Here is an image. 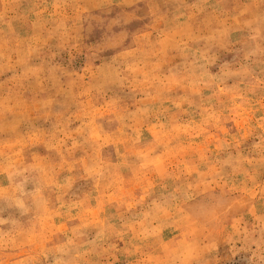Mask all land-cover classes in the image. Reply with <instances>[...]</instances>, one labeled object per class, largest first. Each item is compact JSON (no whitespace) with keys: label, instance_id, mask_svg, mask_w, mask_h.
<instances>
[{"label":"rangeland","instance_id":"rangeland-1","mask_svg":"<svg viewBox=\"0 0 264 264\" xmlns=\"http://www.w3.org/2000/svg\"><path fill=\"white\" fill-rule=\"evenodd\" d=\"M0 264H264V0H0Z\"/></svg>","mask_w":264,"mask_h":264}]
</instances>
